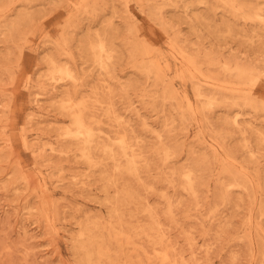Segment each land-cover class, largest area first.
I'll return each mask as SVG.
<instances>
[{
	"label": "rangeland",
	"instance_id": "374dc122",
	"mask_svg": "<svg viewBox=\"0 0 264 264\" xmlns=\"http://www.w3.org/2000/svg\"><path fill=\"white\" fill-rule=\"evenodd\" d=\"M0 264H264V0H0Z\"/></svg>",
	"mask_w": 264,
	"mask_h": 264
},
{
	"label": "bare ground",
	"instance_id": "6f19581e",
	"mask_svg": "<svg viewBox=\"0 0 264 264\" xmlns=\"http://www.w3.org/2000/svg\"><path fill=\"white\" fill-rule=\"evenodd\" d=\"M107 153V152H106ZM101 256V255H100ZM91 262H92V260H91Z\"/></svg>",
	"mask_w": 264,
	"mask_h": 264
}]
</instances>
